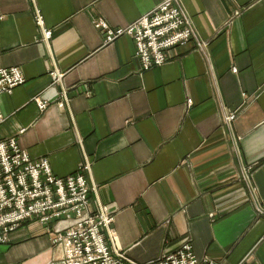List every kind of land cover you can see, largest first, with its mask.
<instances>
[{
    "label": "crops",
    "instance_id": "obj_1",
    "mask_svg": "<svg viewBox=\"0 0 264 264\" xmlns=\"http://www.w3.org/2000/svg\"><path fill=\"white\" fill-rule=\"evenodd\" d=\"M163 1L0 0V68L25 80L0 95V141L55 177L88 164L91 206L108 209L137 263L189 239L199 260L264 264V0H182L206 46L173 48L145 72L130 37L106 44L93 27L125 28ZM52 237L21 224L0 264H48Z\"/></svg>",
    "mask_w": 264,
    "mask_h": 264
},
{
    "label": "built area",
    "instance_id": "obj_2",
    "mask_svg": "<svg viewBox=\"0 0 264 264\" xmlns=\"http://www.w3.org/2000/svg\"><path fill=\"white\" fill-rule=\"evenodd\" d=\"M36 23L42 27L38 14ZM93 27L103 32L106 44L122 36L130 37L142 72L162 66L167 61V52L190 41L198 50L206 46L198 40L182 0H164L125 28L111 29L102 20L94 21ZM50 36V31L42 29L44 41ZM50 75L54 83L61 79L56 72ZM24 82L18 68H0V95L10 94ZM34 101L39 110L46 108L39 98ZM67 102L64 95L59 107ZM191 105V100H187V106ZM233 118L229 116L228 121ZM3 121L0 114V124ZM250 171L251 168L246 170L248 174ZM84 173H89L88 164L66 177H55L46 159L31 160L13 138L0 141V245L7 244L10 234L21 224L37 220L53 234V255L48 264H140L118 247L108 209L99 203L95 208L91 206L90 195L95 193V186L88 184ZM146 264L214 262L197 259L190 240L186 239L176 250Z\"/></svg>",
    "mask_w": 264,
    "mask_h": 264
}]
</instances>
